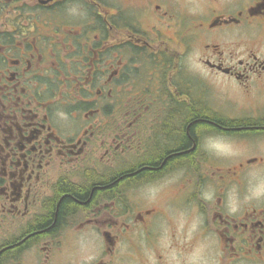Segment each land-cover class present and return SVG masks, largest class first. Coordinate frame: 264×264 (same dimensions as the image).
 <instances>
[{
    "label": "flooded vegetation",
    "instance_id": "flooded-vegetation-1",
    "mask_svg": "<svg viewBox=\"0 0 264 264\" xmlns=\"http://www.w3.org/2000/svg\"><path fill=\"white\" fill-rule=\"evenodd\" d=\"M0 264H264V0H0Z\"/></svg>",
    "mask_w": 264,
    "mask_h": 264
},
{
    "label": "trees",
    "instance_id": "trees-1",
    "mask_svg": "<svg viewBox=\"0 0 264 264\" xmlns=\"http://www.w3.org/2000/svg\"><path fill=\"white\" fill-rule=\"evenodd\" d=\"M203 125H199V124H196V125H194V126H192V127H190V129H188V132H189V134H190V136L192 137V139H194L196 136H197V134H198V132H199V130H200V128L202 127ZM183 132H184V130L183 131H181L180 133V135H179V140H178V143H180L181 145H183V147L184 146H188V147H190V140H188L186 137H185V135L183 134ZM175 137V136H174ZM79 192V191H78ZM73 194V196L75 197V198H78L80 195V193H77V192H73L72 193ZM74 205V203H73V201L72 200H66L65 202H63L62 203V206H61V211L63 210V211H66V210H69L72 206ZM62 211V212H63Z\"/></svg>",
    "mask_w": 264,
    "mask_h": 264
}]
</instances>
